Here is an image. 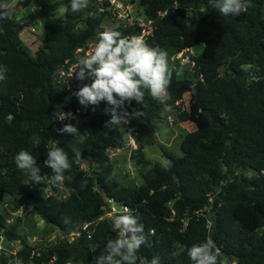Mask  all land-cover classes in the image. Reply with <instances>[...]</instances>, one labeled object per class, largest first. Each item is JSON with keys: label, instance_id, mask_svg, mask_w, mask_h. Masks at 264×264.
<instances>
[{"label": "trees", "instance_id": "trees-1", "mask_svg": "<svg viewBox=\"0 0 264 264\" xmlns=\"http://www.w3.org/2000/svg\"><path fill=\"white\" fill-rule=\"evenodd\" d=\"M49 1L64 5L65 17L46 26L33 53L21 38L29 22L0 0V13H10L0 19V64L7 69L0 81V198L10 197L17 210L33 209L61 235L36 246L20 240L15 253L0 249V264H96L118 235L106 217L113 205L127 206L144 226L138 264L153 257L160 264H191L187 249L208 238L218 264H264V0H247L239 16L219 14L208 0H131L143 8L140 22L117 19L109 0H89L76 13L70 0ZM108 19L117 25L103 28ZM104 30L142 36L168 53L174 69L170 100L161 104L145 90L144 105L133 101L119 110L126 120L119 126L107 127L106 102L81 105L76 93L89 83L68 76ZM199 45L188 64L177 57ZM184 94L187 108L181 107ZM166 109L195 128L181 141L182 155L164 150L167 161L153 163L144 148L155 144L154 122ZM66 124L79 132H63ZM131 139L143 181L125 186L109 149ZM52 147H63L72 163L66 197L45 189ZM21 150L36 157L43 182H28L16 168ZM17 227L0 212V234L8 241L20 239ZM72 231L79 235L70 241Z\"/></svg>", "mask_w": 264, "mask_h": 264}, {"label": "clouds", "instance_id": "clouds-1", "mask_svg": "<svg viewBox=\"0 0 264 264\" xmlns=\"http://www.w3.org/2000/svg\"><path fill=\"white\" fill-rule=\"evenodd\" d=\"M89 0H70V10L79 12L88 7ZM209 6L223 16H239L246 11L247 0H208ZM10 13H0L4 19ZM78 69V71H77ZM7 69L0 64V81L5 79ZM174 69L170 67L168 53L156 46H149L142 36H124L119 31L104 30L98 33L91 51L78 57L72 70L79 80H91L76 93L79 103L85 107L98 105L104 101L110 107L106 113L110 119L107 127L126 123L120 114L124 105L133 101L144 105L145 90L157 102L165 104L170 100L168 91ZM179 74V72H177ZM66 115L59 116L63 120ZM133 116L138 117V109ZM63 132L77 134L79 130L72 124H66ZM44 165L51 169L49 183L62 185L65 173L72 167L68 154L63 147L47 150ZM15 166L28 176L29 181L41 183V170L37 159L28 150L19 151L15 157ZM117 215L112 219L111 228L117 238L104 246V253L96 264H138V250L145 243L144 226L139 218L131 213ZM191 264H218L215 242L208 238L187 249ZM17 264H21L17 261ZM139 264H160L158 257Z\"/></svg>", "mask_w": 264, "mask_h": 264}, {"label": "rangeland", "instance_id": "rangeland-1", "mask_svg": "<svg viewBox=\"0 0 264 264\" xmlns=\"http://www.w3.org/2000/svg\"><path fill=\"white\" fill-rule=\"evenodd\" d=\"M116 3L121 5L119 8L121 15L117 16V19H127L130 22H134V20L142 21L143 8L137 2L133 3L131 0H116ZM5 6L11 7L18 18L24 17L29 22V25L22 31L21 38L24 45L29 47L33 53L41 45V39L46 26L59 23L64 19L66 13V7L64 5L49 0H5ZM115 25L117 23L108 19L103 24V28ZM96 40H93L89 44L87 53L91 51ZM202 48V45L189 48L177 57L180 58L183 64H188L190 56L196 55ZM68 76L71 77L70 79L74 83L77 81L79 83H91V80L77 79L75 72L72 74V69ZM188 97V94H184L182 108L188 107ZM154 123L156 125V141L155 144L148 145L144 148L146 157L153 163L159 162L163 164L167 161L164 150L175 156L182 155L181 141L186 133L195 128V125L189 121L180 122L174 110L171 109L163 111L161 117L155 120ZM135 148L136 143L131 139L122 148L109 149L110 159L114 165L117 180L125 186L141 184L143 181L141 176H139L138 165L135 164L136 160L131 156ZM251 173L249 172V174ZM45 189L47 194H57L63 197H66L69 193L64 183L57 186L48 181L45 184ZM0 212L5 214L8 226L11 227L15 222L18 223L17 231L20 234V239L12 242L0 234V249L7 252L15 253L19 250L20 240L23 239L36 246L53 241L57 236L61 235L53 226L41 219L33 209H15L12 199L7 195L0 198ZM72 264L77 263L72 262Z\"/></svg>", "mask_w": 264, "mask_h": 264}, {"label": "built area", "instance_id": "built-area-1", "mask_svg": "<svg viewBox=\"0 0 264 264\" xmlns=\"http://www.w3.org/2000/svg\"><path fill=\"white\" fill-rule=\"evenodd\" d=\"M110 1V4H112L114 7H115V9H117L118 10V16L119 15H121V12H120V10H119V8H120V4H118V3H116V0H109ZM74 66V65H73ZM73 66H71L70 67V70L72 69L73 70ZM125 210H127V213L129 212V208L127 207V206H124V207H121V208H117L115 205H113L112 207H111V209L106 213V217H108V218H114V215L115 214H117V213H122V214H124L125 213ZM84 228H86V226H84ZM77 235H79V233L78 232H74V231H72V232H70V234L68 235V239L70 240V241H72ZM69 264H72V262L71 263H69Z\"/></svg>", "mask_w": 264, "mask_h": 264}, {"label": "water", "instance_id": "water-1", "mask_svg": "<svg viewBox=\"0 0 264 264\" xmlns=\"http://www.w3.org/2000/svg\"><path fill=\"white\" fill-rule=\"evenodd\" d=\"M103 195L105 196V199L106 200H109L108 196H107V193L103 190Z\"/></svg>", "mask_w": 264, "mask_h": 264}]
</instances>
